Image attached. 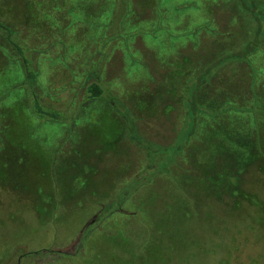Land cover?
Listing matches in <instances>:
<instances>
[{"label": "rangeland", "instance_id": "rangeland-1", "mask_svg": "<svg viewBox=\"0 0 264 264\" xmlns=\"http://www.w3.org/2000/svg\"><path fill=\"white\" fill-rule=\"evenodd\" d=\"M229 2L0 0V264H264V48Z\"/></svg>", "mask_w": 264, "mask_h": 264}, {"label": "trees", "instance_id": "trees-1", "mask_svg": "<svg viewBox=\"0 0 264 264\" xmlns=\"http://www.w3.org/2000/svg\"><path fill=\"white\" fill-rule=\"evenodd\" d=\"M227 1H231L229 3H233V4L236 5V8H235L236 13L239 14L240 12H245L244 16H249V19L247 18V23L245 24V27L243 28V31L244 32H249L250 34H252V36H251V38H248L247 41H243V42L239 43V45L237 47L238 50H236V53H234L238 57L243 56V58H244L246 56V58H247V56H251V54L256 53V51L259 48H261V47L264 48V46H262V45H264L263 44L264 43V25H263V23L261 21V19L262 20L264 19V13L259 11V6H261L260 3H262V2H261V0H227ZM256 10H258V11H256ZM247 36H250V35L247 34ZM23 68H24L23 71L26 70L25 69V65H24ZM222 70H223V68L220 71H222ZM219 80H222L221 77H219ZM213 81L211 82V80H210V84H209L210 86L208 84H206L205 81H203V82L200 81L199 83H201V84H197V86L198 87H203V92H205L206 91L205 87H208L207 91L209 89H211V85H213ZM94 83H92V84L90 83V84L86 85L84 87V90L85 89H88V90L92 89L93 88L92 86H94ZM225 92H227V91H225ZM206 94H208V92ZM252 94H253V91H252ZM200 96L201 95L198 94V98L202 102L203 100L200 98ZM246 96H247V92L245 91L244 94H243V99L244 100H249V99L245 98ZM240 97H242V95H240ZM198 98H197V100H199ZM238 100H239V98H238ZM191 104H192V106H191ZM191 104H190V107H188L189 110L191 111L190 117L193 120H195V119H197L196 110H195L197 108V106L194 103V101H191ZM228 106H229V104H226L227 108H229ZM235 106H236V110L242 109L241 112L240 111H238V112L235 111V113H245V112H247L246 108L248 109V107H241V106H238V105H235ZM222 110L225 111V108H223ZM207 112L211 115V113L209 111H207ZM37 113L38 114H42V112H40V111H37ZM194 128H195V124L193 123V130H194ZM251 142H254V141L252 140L250 142H247V145L250 146ZM237 156H238L239 162H240V160L242 161V154L241 153H237ZM251 159H252V161H255L253 158H248V159L246 158L245 159L246 160L245 164L247 165L248 162H251ZM174 170H175V168H174ZM235 189H236L237 192H238L239 189H240V191H243L241 189L240 185H237L235 187Z\"/></svg>", "mask_w": 264, "mask_h": 264}]
</instances>
